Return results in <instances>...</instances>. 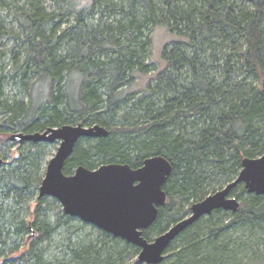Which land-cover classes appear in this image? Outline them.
<instances>
[{
	"label": "trees",
	"instance_id": "16d2710c",
	"mask_svg": "<svg viewBox=\"0 0 264 264\" xmlns=\"http://www.w3.org/2000/svg\"><path fill=\"white\" fill-rule=\"evenodd\" d=\"M52 1L48 9L45 0H0L19 24L0 21L1 264H148L136 245L96 226L92 237L56 198L39 197L50 142L11 137L64 124L106 127L108 135L76 143L66 174L168 158L166 202L143 230L151 240L212 186L233 181L245 158L264 153V0ZM156 27L171 36L159 69L150 58ZM232 194L241 204L229 220L227 210H213L157 264H264V194L242 183ZM64 227V248L49 253Z\"/></svg>",
	"mask_w": 264,
	"mask_h": 264
},
{
	"label": "water",
	"instance_id": "95a60500",
	"mask_svg": "<svg viewBox=\"0 0 264 264\" xmlns=\"http://www.w3.org/2000/svg\"><path fill=\"white\" fill-rule=\"evenodd\" d=\"M262 87L264 89V79ZM108 133L109 130L100 124L79 123L48 127L35 133L18 132L11 139L18 142L60 140L55 155L46 164L39 196L56 198L66 214L136 245L140 248L139 260L143 263H161L172 241L202 215L210 214L218 208L237 210L241 202L231 196V191L238 184H244L249 193L264 194L263 153L245 158L233 181L195 202L189 216L153 240H148L143 230L157 219L159 206L164 205L167 199L163 186L173 169L168 158L163 155L150 156L140 167L110 162L93 169L80 165L72 174L64 172L65 162L73 154L80 138L101 137ZM2 163L0 157V165Z\"/></svg>",
	"mask_w": 264,
	"mask_h": 264
},
{
	"label": "rangeland",
	"instance_id": "374dc122",
	"mask_svg": "<svg viewBox=\"0 0 264 264\" xmlns=\"http://www.w3.org/2000/svg\"><path fill=\"white\" fill-rule=\"evenodd\" d=\"M45 4H46V7L48 8V9H50V8H54V4H53V1L52 0H45ZM70 20H74V16L72 15L71 16V18H70ZM0 21L3 23V24H5V26H6V28H14V29H17V28H19V24H18V21L14 18V16L12 15V14H10L9 12H8V10H6V9H4V8H2L1 6H0ZM165 30V29H164ZM164 30L163 29H161V28H159V27H156V28H154V30L152 31V33H151V36L153 37V45H152V47H151V56H150V58L153 60V63L151 64V66L152 67H154L155 69H159V68H161V66H163L164 65V63L161 61V57H160V55H161V52H162V48H163V45L168 41V40H170L171 39V36L169 35V34H167L166 32H164ZM5 42L9 45V46H13L14 44H15V42H14V40L12 39V38H9V37H6L5 38ZM208 54V53H207ZM204 56H206V55H204ZM6 60L8 61V64H12L11 63V58H10V56L8 55L7 56V58H6ZM262 78H264V77H262ZM146 79H148V77L147 78H145L143 81H145ZM263 80V79H262ZM262 80H261V82H262ZM23 95V94H22ZM60 140H57V141H54V142H50V143H48L49 144V147H48V154H47V156H46V164H47V162L55 155V153H56V151H57V149L59 148V146H60ZM17 152H18V145L16 144L15 146H13L12 147V149H11V153H10V155H11V157H10V159L9 160H6V162H7V164L8 163H10V162H12V159H14V157H16V155H17ZM46 164H45V167H46ZM236 178V177H235ZM232 181V180H231ZM230 182V181H229ZM228 182H226V183H222V184H217L215 187H211L210 188V191H209V193H212V192H214L215 190L217 191V190H219V189H222L226 184H227ZM214 184V183H213ZM34 204H35V200L32 202V209H33V207H34ZM189 207V205L188 206H186V208H188ZM228 211V213L227 214H225V221H227V220H229L230 218H231V214H230V211L231 210H227ZM191 214V209H190V211L184 216V217H186V216H189ZM28 216V215H27ZM206 218V217H205ZM82 220L81 219H79V218H75L74 219V224L75 225H82V222H81ZM173 224H175V223H173ZM173 224H171V226L173 225ZM170 226V227H171ZM169 229V228H168ZM167 229V230H168ZM84 231L85 232H87V234H90V236H92V237H96L97 236V234H98V229L97 228H95L94 227V225H92V224H88V225H86L85 227H84ZM161 234V233H160ZM29 234H26L25 236H28ZM68 232L66 231V228L64 227V228H61V229H59L58 230V232L54 235V237H53V241H52V247H51V250L49 251V253H57L59 250H62L63 248H64V246H65V244H66V240H68ZM159 235V234H158ZM158 235H154L153 237H152V239L151 240H153L156 236H158ZM175 246H178V244H177V242H175V244H174V247ZM263 247L264 246H261L260 247V249H263ZM166 256V255H165ZM10 258H13V256H11ZM133 258V257H132ZM135 259V258H134ZM4 258L3 257H1V259H0V264L2 263V262H4ZM130 260H132L131 258H130ZM8 264H10V263H8Z\"/></svg>",
	"mask_w": 264,
	"mask_h": 264
},
{
	"label": "flooded vegetation",
	"instance_id": "af4514ba",
	"mask_svg": "<svg viewBox=\"0 0 264 264\" xmlns=\"http://www.w3.org/2000/svg\"><path fill=\"white\" fill-rule=\"evenodd\" d=\"M82 138H83V137H82ZM82 138H80V139H82ZM91 138H94V137H91ZM80 139H79V140H80ZM43 142H45V141H43ZM146 159H147V158H146ZM3 163H4V160H3ZM3 163H2V164H3ZM2 164H1V165H2ZM105 164H106V163H105ZM1 165H0V166H1ZM142 165H143V164H142ZM142 165H141V166H142ZM98 167H99V166H98ZM139 167H140V166H139ZM96 168H97V167H96ZM91 169H93V168H91ZM45 170H46V167H45ZM44 174H45V173H44ZM39 188H40V187H39ZM232 191H233V190H232ZM232 191H231V196H234V195L232 194ZM214 192H216V191H214ZM214 192H212V193H214ZM209 194H211V193H209ZM209 194H207V195H209ZM207 195H206V196H207ZM38 196H39V193H38ZM45 196H46V195H45ZM206 196H205V197H206ZM39 197H42V196H39ZM50 197H51V196H50ZM202 199H203V198H202ZM202 199H199V200H197V201H195V202H198V201H200V200H202ZM195 202H193L192 205H193ZM192 205H191V207H192ZM62 209H63V208H62ZM190 209H191V208H190ZM218 209H222V210H224L223 208H218ZM214 210H217V209H214ZM211 213H212V212H211ZM211 213H210V214H211ZM210 214L202 215V216H201L199 219H197L196 221H198V220H200L202 217H204V216H208V215H210ZM186 217H187V216H186ZM183 218H185V217H183ZM183 218H182V219H183ZM180 220H181V219H180ZM82 221H83V220H82ZM196 221H195V222H196ZM83 222H85V221H83ZM177 222H178V221H177ZM86 223H87V222H86ZM88 224H90V223H88ZM92 225H93V224H92ZM94 226H95V225H94ZM96 227H97V226H96ZM97 228H99V227H97ZM169 228H170V227H169ZM33 232H34V231H33ZM33 232H32L31 234H29V238L33 237V235H32ZM176 238H177V237H176ZM176 238H175V239H176ZM175 239H174V240H175Z\"/></svg>",
	"mask_w": 264,
	"mask_h": 264
},
{
	"label": "bare ground",
	"instance_id": "6f19581e",
	"mask_svg": "<svg viewBox=\"0 0 264 264\" xmlns=\"http://www.w3.org/2000/svg\"><path fill=\"white\" fill-rule=\"evenodd\" d=\"M252 194V193H251Z\"/></svg>",
	"mask_w": 264,
	"mask_h": 264
}]
</instances>
